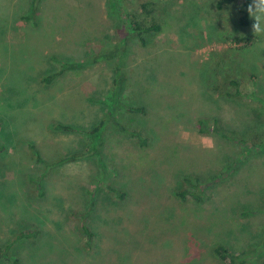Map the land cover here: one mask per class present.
<instances>
[{"label": "rangeland", "instance_id": "obj_1", "mask_svg": "<svg viewBox=\"0 0 264 264\" xmlns=\"http://www.w3.org/2000/svg\"><path fill=\"white\" fill-rule=\"evenodd\" d=\"M156 1L143 46L139 0H0V264H230L219 244L264 264V35L231 42L253 0Z\"/></svg>", "mask_w": 264, "mask_h": 264}, {"label": "trees", "instance_id": "obj_2", "mask_svg": "<svg viewBox=\"0 0 264 264\" xmlns=\"http://www.w3.org/2000/svg\"><path fill=\"white\" fill-rule=\"evenodd\" d=\"M130 0H111V7L113 8L114 11H116L117 14L122 15L123 13V9H124V5L129 2ZM225 1H231V0H225ZM33 5H34V10H36V4L33 0ZM247 5H245V7L242 9V15L240 17V23L243 25H249L250 22V16L248 14V7H246ZM157 7V1L156 0H139V5L138 7L133 11L130 12L127 16V20H126V25L128 26V30L130 31V33L132 34V36H134L139 43H141L143 46H147L150 44V39L151 37L159 34L162 32L163 30V25L162 23L159 21V19L157 18L156 14V8ZM124 15V14H123ZM26 19L30 20L31 19V14H28L26 17ZM258 40V36L255 34L252 35H245V36H234L231 39V42H233V44H235L238 48H242V47H248L253 45L254 43H256V41ZM123 49H125V53L120 50V47H114L111 50V54L112 56H118V64L116 65V69H115V73L116 75H121L122 73H127L126 68L122 69L121 65H123L125 63V58L128 55L129 51H130V45L126 44L124 47H122ZM117 51V52H114ZM106 55L105 54H100L97 57L93 58V61H99L102 58H104ZM90 63V62H88ZM67 68H77L76 65H67ZM64 72V70L59 71V73L56 74H51L48 75L47 77H45L44 81L47 82H51V80L53 78H55L58 74H62ZM255 78V76H254ZM124 82V81H123ZM114 83H115V88H121V91H123V87L124 84L119 82L118 78H114ZM120 83V84H119ZM118 84V85H117ZM231 85L233 86V88H235L234 91H228L227 95L228 96H232V97H237V96H243V92L240 88L241 83L238 80H232L231 81ZM248 96V95H247ZM130 111L132 112H140V111H144V109L142 107H130L129 108ZM122 114H124V110H119ZM114 112V111H113ZM119 112V113H120ZM114 122L119 125L120 121H118L116 118L114 119ZM106 121L103 119L101 120L100 123H98L96 126L90 128L89 130H86L84 132H86V134L90 135L91 139L93 137L94 134L100 132L102 130V128L105 126ZM64 129V130H68V131H78L77 128H75L74 126L71 125H67V124H60L55 126V129ZM124 129V127H123ZM133 136H138L139 134L136 133L135 131H133L132 133ZM252 136V134H251ZM140 137V136H139ZM141 138V137H140ZM229 138V137H227ZM241 140V139H240ZM244 140H241V142L243 143ZM92 142V141H91ZM142 142H144V139L142 138ZM1 144V142H0ZM102 144V143H101ZM31 149L33 150L35 157L40 161V162H44V159L41 157L40 152L36 149L35 144L29 143ZM254 146V145H252ZM5 147L2 145H0V151H4ZM78 157V154H73V155H67L65 157H63L61 160L62 162H67L70 160H75ZM2 167V166H0ZM1 171V170H0ZM195 184V183H193ZM196 186V184H195ZM175 195L177 196H181L184 199H187V190L184 191H175L174 192ZM193 197L196 198L197 200H202L201 199V195L200 194H196L195 192L192 193ZM84 216V215H82ZM81 230L84 233L85 237H86V244L92 241L93 237H94V232L90 229L89 225L87 223H85V221H83L82 226H81ZM37 232H35L34 230H28V231H23L22 232V236H33L36 235ZM215 253L216 255L223 260H229L230 259V264H236L237 262H239L238 264H247L250 261V257H248V253L246 252V250H242L239 253H233L231 252V250L229 248H227L226 246L219 244L218 246L215 247Z\"/></svg>", "mask_w": 264, "mask_h": 264}, {"label": "clouds", "instance_id": "obj_3", "mask_svg": "<svg viewBox=\"0 0 264 264\" xmlns=\"http://www.w3.org/2000/svg\"><path fill=\"white\" fill-rule=\"evenodd\" d=\"M247 11L254 21L252 30L255 35H264V0H253Z\"/></svg>", "mask_w": 264, "mask_h": 264}]
</instances>
